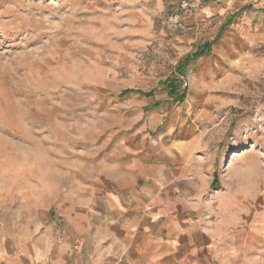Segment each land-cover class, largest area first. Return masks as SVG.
Returning a JSON list of instances; mask_svg holds the SVG:
<instances>
[{"label": "rangeland", "instance_id": "1", "mask_svg": "<svg viewBox=\"0 0 264 264\" xmlns=\"http://www.w3.org/2000/svg\"><path fill=\"white\" fill-rule=\"evenodd\" d=\"M131 6L0 0V217L30 215L32 201L82 179V162H94L100 145L117 161L120 132L157 139L166 123L194 133L202 121L216 155L198 212L248 264H264V64L194 60L211 42L195 50L192 32L169 24L191 0L168 14L160 40L134 46Z\"/></svg>", "mask_w": 264, "mask_h": 264}, {"label": "crops", "instance_id": "2", "mask_svg": "<svg viewBox=\"0 0 264 264\" xmlns=\"http://www.w3.org/2000/svg\"><path fill=\"white\" fill-rule=\"evenodd\" d=\"M182 1L132 0L134 46L160 40ZM191 1L175 30L191 31L195 50L211 42L194 60L264 64V0ZM198 123L194 133L166 123L157 139L120 132L117 161L100 145L94 162H82V179L65 177L54 198L31 202L30 215L21 210L9 224L0 217V264H248L246 251L212 235L211 217L198 212L216 155Z\"/></svg>", "mask_w": 264, "mask_h": 264}, {"label": "built area", "instance_id": "3", "mask_svg": "<svg viewBox=\"0 0 264 264\" xmlns=\"http://www.w3.org/2000/svg\"><path fill=\"white\" fill-rule=\"evenodd\" d=\"M189 7V3L188 2H183L182 3V5H181V8L182 9H187ZM180 19H181V17L179 16V15H172V16H170L169 17V24H172V25H176V24H178L179 22H180Z\"/></svg>", "mask_w": 264, "mask_h": 264}, {"label": "trees", "instance_id": "4", "mask_svg": "<svg viewBox=\"0 0 264 264\" xmlns=\"http://www.w3.org/2000/svg\"><path fill=\"white\" fill-rule=\"evenodd\" d=\"M173 92V91H172Z\"/></svg>", "mask_w": 264, "mask_h": 264}]
</instances>
